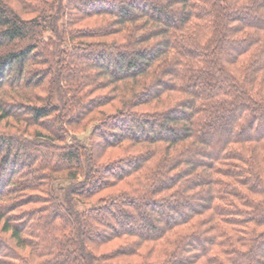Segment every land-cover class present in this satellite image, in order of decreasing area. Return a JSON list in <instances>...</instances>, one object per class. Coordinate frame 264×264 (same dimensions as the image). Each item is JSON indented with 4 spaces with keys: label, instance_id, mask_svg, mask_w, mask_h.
Returning <instances> with one entry per match:
<instances>
[{
    "label": "trees",
    "instance_id": "16d2710c",
    "mask_svg": "<svg viewBox=\"0 0 264 264\" xmlns=\"http://www.w3.org/2000/svg\"><path fill=\"white\" fill-rule=\"evenodd\" d=\"M0 124V264H264V0H0Z\"/></svg>",
    "mask_w": 264,
    "mask_h": 264
},
{
    "label": "rangeland",
    "instance_id": "374dc122",
    "mask_svg": "<svg viewBox=\"0 0 264 264\" xmlns=\"http://www.w3.org/2000/svg\"><path fill=\"white\" fill-rule=\"evenodd\" d=\"M109 60V59H108ZM127 124V123H126ZM1 125L2 124H0V127H1ZM124 127L126 126V125H123ZM108 130H110V129H108ZM119 130H123V129H121V127L119 128ZM114 131H117V130H114ZM79 135V137H81V138H84L85 137V133L84 134H78ZM15 148H17L16 146H15ZM28 152L30 153V151L28 150ZM112 215L113 214H111L110 216L112 217ZM109 218L110 217H107V219L109 220ZM262 249H264V247L262 248Z\"/></svg>",
    "mask_w": 264,
    "mask_h": 264
}]
</instances>
